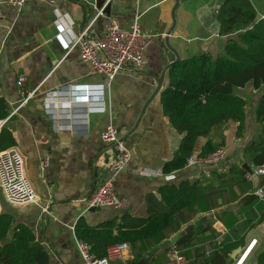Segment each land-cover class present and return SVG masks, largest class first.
<instances>
[{
    "label": "crops",
    "instance_id": "1",
    "mask_svg": "<svg viewBox=\"0 0 264 264\" xmlns=\"http://www.w3.org/2000/svg\"><path fill=\"white\" fill-rule=\"evenodd\" d=\"M54 1L59 11L68 13L74 21L72 32L75 34L92 20L93 30L100 34L111 21H117L126 29L136 18L150 37L145 51L146 65L138 69L123 67L105 92V109L90 111L87 124L79 119L71 124L63 114L60 99L46 93L65 89L69 84L98 83L103 80V75L90 74L88 66L80 60L77 48H65L57 39L52 4L28 0L21 12L16 13L0 0V93L9 111L0 122L11 131L15 140L13 148L21 153L25 174L39 200L38 204L24 206H14L2 200L0 212L12 214L15 223L32 229L36 239L44 245L50 264H82L74 233V226L81 217L90 225L123 213L146 217L161 208L158 192L161 185L178 183L186 178L211 181L212 171H223L233 161L250 164L253 171L254 165L242 152L247 141L260 128L254 108L262 90L253 89L251 84L237 89L246 101L245 133L242 138H236V124L228 123L223 131V147L227 154L221 164L198 163L164 173V163L173 157L182 139V134L163 114L160 102L161 91L168 84L169 65L177 62L176 58L183 60L200 53L223 54L228 38H237V34L223 36L219 33L216 15L224 0H106V9L103 10L104 4L100 9L90 7L86 11L83 6H89L93 0ZM252 2L258 17L264 16V0ZM99 10L101 13L98 14ZM162 74L159 90L140 116ZM20 75L27 79L26 90L35 87L38 90L19 106L21 96L16 80ZM16 107L18 109L12 113ZM110 116L130 151L128 163L111 179L107 166L111 148L100 139ZM69 123L71 128L66 127ZM220 133L213 131L211 138L220 141ZM206 140V137L198 138L193 156L199 155ZM44 156L48 160L42 170ZM261 177L257 176L258 186ZM108 179L117 195L127 199L126 209L87 206L90 193ZM253 189L252 183L246 194L254 192ZM235 194L238 197L233 200ZM244 195L234 189L200 200L192 210L183 211V219L178 218L173 223L160 245L150 248L138 244L131 248L129 245L123 259L114 264L139 260L144 264H161L167 258L169 244L190 229L196 232L194 244L181 247L185 249L187 264H193L204 252V244L214 238L223 240L241 236L243 244L257 238L246 262L255 264L252 255L256 258L264 250V244L255 232L261 229L264 234V224L246 230L243 222L246 214L240 203ZM41 207H46L47 211H42ZM224 210L232 211L231 216L218 217ZM254 210L257 214V209ZM234 229L236 236L232 233ZM147 249L150 250L146 255H141Z\"/></svg>",
    "mask_w": 264,
    "mask_h": 264
},
{
    "label": "trees",
    "instance_id": "2",
    "mask_svg": "<svg viewBox=\"0 0 264 264\" xmlns=\"http://www.w3.org/2000/svg\"><path fill=\"white\" fill-rule=\"evenodd\" d=\"M216 18L220 35L237 34V38H228L224 53L217 56L200 53L174 62L168 68V84L161 91L160 102L163 114L182 134V139L173 157L164 163V173L186 166L200 137L207 140L198 156H206L224 146L223 131L230 121L236 124L235 137L244 136L246 101L237 89L248 84L255 90H262L254 108L260 128L247 141L242 154L254 166H264V18L258 17L252 0H224ZM8 112L5 100L0 97V120L5 119ZM216 130L221 131L218 142L211 138V133ZM14 146L11 131L1 126L0 151ZM212 172L211 181L186 178L178 183L161 185L158 189L161 208L146 217L123 213L95 225L81 217L74 226L75 236L88 244L95 257L104 256L107 246L118 242H127L131 248L137 244L150 248L166 238L178 218L183 219V211L192 210L200 200L234 189L245 194L240 200L241 207L254 213L253 217L246 216L243 221L246 230L264 224V203L254 192L246 194L252 181L241 163L233 161L225 170ZM263 185L264 175L259 186ZM237 197L235 194L233 200ZM231 213L224 210L218 217L231 216ZM195 234L194 229L188 230L176 240V244L180 247L193 245ZM243 239V236L227 237L210 255L201 253L193 264H231L230 254L237 246L243 245ZM243 262L240 260L238 264ZM0 264H50L44 245L36 239L32 229L15 223L13 215L5 211L0 212ZM255 264H264V250L257 255Z\"/></svg>",
    "mask_w": 264,
    "mask_h": 264
},
{
    "label": "built area",
    "instance_id": "3",
    "mask_svg": "<svg viewBox=\"0 0 264 264\" xmlns=\"http://www.w3.org/2000/svg\"><path fill=\"white\" fill-rule=\"evenodd\" d=\"M28 0H4V3L14 12H21ZM52 4L55 19L54 25L58 29L57 39L65 48L76 47L79 58L88 66L90 74H101L103 80L92 84H69L62 90H50L46 95L54 96L60 99L63 106V114L68 118L71 124L75 119L88 123V113L92 110L103 111L105 109L106 90L110 88L111 82L119 71L129 66L131 68H141L146 65L147 59L145 51L150 44L149 35L142 30L135 18L129 28H122L117 21H111L105 30L98 34L93 28V20L88 23L82 31L75 34L72 32L74 21L68 13H61L54 0H39ZM101 10L98 11V14ZM98 16V15H97ZM261 18H264L262 16ZM26 77L18 76L16 86L21 99L19 106L32 98L38 88L31 90L25 89ZM1 97V93H0ZM16 107L12 113H14ZM70 123L66 125L71 128ZM100 139L110 146L111 157L107 166L110 172V179L116 176L128 163L130 151L120 134L118 127L113 123L111 116L108 123L100 133ZM226 149L223 146L217 147L206 156H193L187 158L186 165L204 164L217 166L226 158ZM48 157L44 156L41 163V169L46 166ZM253 172L256 176L264 175V166H253ZM250 179V175H247ZM105 180L90 193L87 198V206L111 207L117 210H124L128 206L125 197H120L113 190L111 180ZM264 186V185H263ZM263 186H258L254 193L259 200L264 203ZM0 190L7 203L14 206H24L28 204H38L36 192L27 178L24 170V163L21 153L16 148H10L0 151ZM46 212V207H41ZM221 240L214 238L204 244V253L210 255L214 248L219 245ZM257 244V238H251L247 243L241 245V251L231 264H238L239 261L248 253L243 264H246L250 252ZM76 248L79 252L82 264H114L117 260L123 259L129 249L127 242H118L107 246L106 253L102 257H95L88 244L76 238ZM237 261V262H236ZM236 262V263H235ZM161 264H187L185 249L181 248L176 242H171L168 247L167 258Z\"/></svg>",
    "mask_w": 264,
    "mask_h": 264
},
{
    "label": "water",
    "instance_id": "4",
    "mask_svg": "<svg viewBox=\"0 0 264 264\" xmlns=\"http://www.w3.org/2000/svg\"><path fill=\"white\" fill-rule=\"evenodd\" d=\"M89 2V1H88ZM105 2H106V0H93V3L92 4H89V6H83V9H84V11H86L87 10V8H95V9H100V8H102L103 6H104V4H105ZM176 4H177V2H176ZM106 6L103 8V10L104 9H106V7H107V3L105 4ZM174 18V17H173ZM169 45L167 44V47H168ZM169 49H170V47H168ZM171 50V49H170ZM175 61H179V59L178 58H176L175 59ZM170 66V65H169ZM166 68H167V66H166ZM165 68V69H166ZM162 80H163V74L160 76V78H158L157 79V86H156V88L154 89V91H153V93L151 94V96L148 98V100L146 101V103L144 104V107H143V109H142V111H141V114H140V116L144 113V110H145V108H146V106H147V104L151 101V99L154 97V95L157 93V91L159 90V88H160V86H161V84H162ZM139 120H140V117L138 118V120H137V123L139 122ZM2 124H3V122L1 121L0 122V127L2 126ZM242 167L247 171V173L250 175V180L252 181V183H253V187H254V189H253V191L258 187V182H257V176L255 175V173L251 170V168H250V164H247V163H243L242 164ZM12 235V233H10V236ZM241 245L240 246H237L233 251H232V253L230 254V259L231 260H234L235 258H236V256H237V254L241 251ZM145 262L143 261V260H139V261H137V262H131V263H129V264H144Z\"/></svg>",
    "mask_w": 264,
    "mask_h": 264
},
{
    "label": "rangeland",
    "instance_id": "5",
    "mask_svg": "<svg viewBox=\"0 0 264 264\" xmlns=\"http://www.w3.org/2000/svg\"><path fill=\"white\" fill-rule=\"evenodd\" d=\"M5 201V199H4V197H3V194H2V192H1V190H0V202L1 201ZM6 202V201H5ZM244 212H245V214H246V216H248V217H253L254 216V213L251 211V210H246V209H244ZM232 233L236 236L237 234L235 233V231L234 230H232ZM255 234L256 235H258L259 236V239H260V241H261V244H264V234L262 233V231H261V229H258L256 232H255ZM161 244V242L159 243V245ZM155 246H156V244H155ZM150 249H147V250H144V252H142V254L141 255H146V253L149 251ZM149 254V253H148ZM150 255V254H149ZM251 260H256V258H255V255L253 254L252 255V257H251ZM233 261V260H232ZM152 263V262H151ZM247 264V263H246Z\"/></svg>",
    "mask_w": 264,
    "mask_h": 264
}]
</instances>
